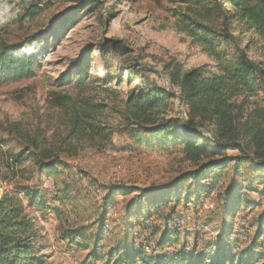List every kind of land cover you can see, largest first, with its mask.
<instances>
[{"label": "rangeland", "instance_id": "obj_1", "mask_svg": "<svg viewBox=\"0 0 264 264\" xmlns=\"http://www.w3.org/2000/svg\"><path fill=\"white\" fill-rule=\"evenodd\" d=\"M75 1L0 0V50L37 33L49 44L38 54L33 77L0 82V193L20 186L37 193L34 204L19 197L34 225L39 256L45 264H113L109 252L127 243L145 257L171 259L185 253L214 261L222 253L226 257L245 253L254 264L264 262V226L260 229L255 222L264 212V170L253 172L246 164L236 168L233 163L208 170L198 187L192 182L175 186L174 192L162 194L171 198L168 205L151 208L149 201L156 198L139 200L143 194L174 183L208 157L188 156L182 144H163V138L138 136L141 140L137 141L122 132L119 120L108 111L104 118L111 128V142L80 144L74 156H61L62 164L52 173H38L28 163L17 169L6 167L5 154L22 148L7 131L9 124L20 122L51 136L61 113L49 106V93L60 91L56 87L59 76L89 44L118 41L127 51L124 58L142 70L136 84L141 80L168 93V115L183 121L187 110L176 99L177 88L169 80L171 68L214 69V62L200 47L177 30L173 11L178 5L168 0H100L97 8L69 14L67 10L75 7ZM62 13L71 19V25L51 40V20ZM233 27L248 57L264 64V40L252 32L240 33L235 23ZM94 47L89 59L104 76L103 61ZM110 57L114 60L111 75L125 72L115 57ZM136 84L112 86L125 93ZM72 87L71 82L64 89L78 93ZM86 91L95 92L92 87ZM198 130L207 136L211 123ZM261 148L264 150V142ZM226 154L239 155L232 150ZM201 188L205 190L201 192ZM110 190L117 192L108 197ZM76 230L81 233L70 236ZM166 233L168 243L160 247ZM135 264L142 263L137 260Z\"/></svg>", "mask_w": 264, "mask_h": 264}, {"label": "trees", "instance_id": "obj_2", "mask_svg": "<svg viewBox=\"0 0 264 264\" xmlns=\"http://www.w3.org/2000/svg\"><path fill=\"white\" fill-rule=\"evenodd\" d=\"M123 1L134 3L141 0H119ZM168 1L178 5V10L173 11L177 30L198 45L215 64L213 70L199 67L185 71L179 65L171 68L169 80L177 88L176 99L187 110L186 120L168 115V93L156 86L145 85L141 80L136 84L143 75L142 70L124 58L127 51L118 41L89 44L72 60L68 71L59 76L56 87L60 91L49 93V106L61 113L52 135L47 136L46 131L40 128L29 129L20 122L10 123L7 127L22 147L16 153L5 154L7 168L17 169L28 163L38 173H52L62 164L61 156H74L80 144L111 142V128L104 118L105 111H108L119 120L122 132L137 137V141L141 140L138 136L163 138V144H182L188 156L205 154L208 157L207 161L174 183L143 194L139 200L149 196L156 198L149 201L151 208L168 205L171 198L162 194L174 192L175 186L192 182L198 187L208 170L223 169L230 163L236 168L246 164L253 172L264 170V150L261 148L264 142V64L248 57L233 27L235 23L240 33L252 32L264 40V0ZM99 5L100 0H76L75 7L67 12L73 14ZM64 14L51 20V40L71 25V19L63 17ZM46 39L37 33L19 44L2 47L0 82L33 77L34 68L39 64L38 54L49 48ZM92 46L100 53L104 76L98 74L96 64L89 59ZM110 56L115 57L125 76L121 70L116 71L114 77L111 75L114 60ZM71 82L78 93L70 94L64 89ZM123 83L127 86L136 84L135 89L124 93L112 86ZM91 87L95 92L86 94ZM257 99L263 102V106ZM204 123L212 126L207 136L198 130ZM229 150L237 151L239 155L229 157L226 154ZM110 191L108 197L117 192ZM19 195L30 204L38 200L36 192L23 186L15 187L12 192L0 193V264H45L35 242L34 225L25 213ZM259 216L255 222L261 229L264 212ZM80 233L76 230L70 236ZM167 237L166 233L160 239V247L168 243ZM117 254L118 257L114 258ZM193 256L178 253L171 259L145 257L127 243L122 249H114L108 254V258L114 260L113 264H135L137 260L142 264H254L246 259L245 253L239 257H226L222 253L214 261Z\"/></svg>", "mask_w": 264, "mask_h": 264}]
</instances>
